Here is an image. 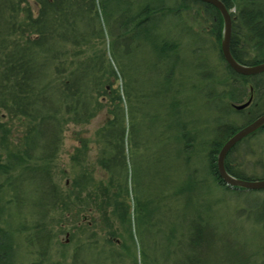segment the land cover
Returning a JSON list of instances; mask_svg holds the SVG:
<instances>
[{
  "label": "trees",
  "instance_id": "obj_1",
  "mask_svg": "<svg viewBox=\"0 0 264 264\" xmlns=\"http://www.w3.org/2000/svg\"><path fill=\"white\" fill-rule=\"evenodd\" d=\"M33 1L36 12L28 0H0V264H48L51 235L38 218L44 217L48 208H65L70 199L69 193L62 195L57 189L50 167L62 141L63 126L69 123L86 125L103 111H106L107 118L95 133L99 151L96 162L110 177L108 187H104L105 195L95 197L97 208L104 216L110 211L117 222L128 225L130 234V206L126 199L132 190L140 196L145 194L146 199L143 201L138 199V195L135 197L133 210L136 228L140 230L143 239L144 234L148 235L150 227L156 228V234L163 244L159 242V258L154 256L149 259L152 255L142 251L143 261L134 260L133 264L200 263L203 260L199 255L200 248L207 245L205 242L208 239L213 240L214 233L206 231L207 225L199 216L198 219L191 218L189 225L183 227L189 211L187 201L185 205L174 204L171 208L164 200L163 204L159 200L165 197L161 183L163 168L160 151L157 150L154 156H147L143 152L144 155L138 158L136 149L127 147L131 141L129 125L125 122L128 113L121 92L115 85L119 80L118 73H123V76L125 72L126 75L131 74V67L128 68L124 62L137 50H147L168 70L166 76L160 73V79L157 78L167 93L166 88L170 85L174 71V65L171 64L178 60L179 43L177 39L156 35L155 29L166 17L173 18L176 26L173 30L178 31L179 26L181 33L185 31L193 45L191 53L194 54L199 49L197 47L204 43L203 35H210V39L217 45L226 74L223 80L232 82L217 83V86L227 87L225 93L213 96L210 91L206 99L212 101L211 105L216 103V107L218 99L227 100L229 109L224 108V113L230 112L231 108L233 112L241 114L240 117L246 122L241 127L222 123L217 130L212 129L214 137L207 145L206 154V173L212 182L207 178L197 180L193 178V173H189L173 193L175 197L179 193H188L191 206L197 193H203L204 189L210 192L213 184L217 189L242 192V189H231L222 183L217 175L215 161L227 138L264 113V73L243 76L225 64L219 46L221 16L215 7L198 0H164V3L159 0L158 5L151 0H142L139 11L134 14H128L126 7L127 3L133 2L131 0ZM221 1L232 18L230 52L233 58L248 66L264 62V0ZM185 20L189 24L186 25ZM102 25L108 27L107 35L111 38V44L107 45L116 61L117 71L108 62L105 47L86 54L85 47L93 40H100V44H104L106 35ZM134 84L128 82L124 85L125 95L131 94L133 98L130 99L135 100L137 96L144 98V95L132 92L136 90ZM249 94L252 101L248 107L243 110L232 107V104L244 103L243 99L249 97ZM174 99L178 100L176 97ZM175 104L179 105V101H175ZM173 106L174 103L170 104L171 108ZM132 110L131 105L128 110L130 117ZM176 121L173 125L178 127V135L174 138H177L178 144L184 145L174 150V160H178L181 153H184L186 166L196 150L191 145L193 137L185 131L186 125L180 126ZM170 126L169 123L167 128L170 129ZM262 134L264 127L242 140L228 153L225 168L229 174L244 180L264 179L245 177L235 169L231 161L236 150L248 147L249 140ZM172 150L170 147L166 151L168 156ZM145 157L157 159L155 165L158 167L159 180L156 181L160 187L157 183L156 190L150 193L147 188L145 192L141 180L144 177L143 169L152 167ZM131 161L133 167L129 166ZM129 175L135 184L132 190L127 185ZM90 181L89 174L82 172L74 178L73 185L75 188L83 187ZM138 183L140 188L136 189ZM111 189L115 192L106 197ZM157 192H160L159 199L155 196ZM206 209L202 206L197 213ZM181 210L183 215H180ZM176 216H180L179 223L175 221ZM29 217L32 225L25 222L29 221ZM166 217L168 224L160 228L159 218ZM156 224L157 227H153ZM22 238L28 241L26 246L30 247V257H38L28 263L19 261L22 257L19 254ZM83 252L87 257L74 253L69 264L108 263L106 257H109V253L106 254L104 248L94 245ZM26 255H29V251ZM251 263L249 259L247 264Z\"/></svg>",
  "mask_w": 264,
  "mask_h": 264
},
{
  "label": "rangeland",
  "instance_id": "obj_2",
  "mask_svg": "<svg viewBox=\"0 0 264 264\" xmlns=\"http://www.w3.org/2000/svg\"><path fill=\"white\" fill-rule=\"evenodd\" d=\"M131 1L133 2H126L128 14L137 13L142 0ZM151 1L155 5L160 4L159 0ZM161 1L165 2L164 0ZM28 2L33 11L36 12L34 1L28 0ZM166 5L169 6L170 3H166ZM172 19L166 17L155 29L156 35L177 39L179 43L178 60L171 64L174 65V71L171 74L170 85H167L166 88L167 93L165 94V87L159 83L157 78L160 79V73L166 76L168 70L157 59L155 60L147 50H137L130 59L124 62L128 68L131 67V74L126 75L125 72L123 76V73H121L122 75L118 73L119 80L115 85L121 92L124 107L128 113L125 122L127 126L129 125L131 141L128 142L127 147H130L131 150L136 149L138 158L144 154L154 156L157 150L160 151L163 168L161 183L165 190L163 191L165 197L159 199L158 194L160 192H157L155 196L162 201V204L164 200L167 206L169 205L171 208L174 204L176 206L185 205L187 201L189 211L186 214L187 217L184 216L186 218L183 227L189 225L191 218L198 219L201 217L207 225L206 231L209 234H211L210 232L214 233L213 240L208 239L205 242L207 245L200 248L199 255L203 260L197 264H247L249 259L252 261L251 264H262L264 260V190L234 193L217 189L213 184L210 192H206L204 189L202 190L203 193H197L198 195L192 200V206L188 203V193H185L186 195L179 193L176 197L173 195L176 188L182 185L189 173H193L195 175L193 178L197 180L207 178L210 182V176L206 173V154L207 145L214 137V130L212 129L217 130L219 126L223 125L222 123L241 127L246 120L240 117L241 114L233 112L231 108L230 112L224 113V108L229 109L227 100L218 99L216 101L218 106L216 107V103L211 105L212 101L206 99L210 91L213 96H220L221 92L225 93L227 87L217 86V83L232 82L231 80L227 81V79L223 80L226 76L224 67L219 59L218 47L210 39V35H203L204 43L199 45L197 47L199 49L193 54L191 53L193 49L191 41L187 38L185 31L182 30L181 33L179 30L181 27L177 26L178 31L173 30V27L176 26ZM185 21L186 25L189 24V21ZM102 27L106 35L103 40L104 44H100V40H93L85 47L86 54L100 47H105L106 58L117 71L116 61L107 45L111 44V38L107 35L108 27L107 25H102ZM123 67L122 69L126 71ZM128 82L135 83L136 90H132V92L136 91L138 95L145 97L137 96L135 100L130 99L131 94L126 96L124 85H127ZM250 95L249 97L246 96L243 101L247 102L251 98ZM164 96L167 98L164 99ZM175 97L178 100H175ZM175 101H179V105H176ZM173 103L174 106L171 108L170 104L173 105ZM131 105L133 110L130 117L128 110ZM219 108L223 111H219ZM106 118L107 113L103 111L86 125L69 123L63 126L62 141L50 167L57 189L61 191L62 195L69 193L70 199L65 208H48V213L44 217L38 218L39 223L44 224L51 235L47 254L48 264H69L74 253H80L82 257H87L83 251L87 247L92 248L94 245L104 248L106 254L109 253V257H106L107 264L111 262L112 264H133L134 260L142 262V251L147 255H152L149 259L154 256L159 258L158 250L161 248L159 242L161 241L163 244V241L158 238L156 228L150 227L149 236L144 234V239L140 230L136 228L135 210H133L136 205L135 197L138 195V199L143 201L146 199V195L135 194L137 191L132 190L133 187L135 188V184L131 181L130 175L127 185L132 190V194H129L126 201L130 206L128 217L131 220V224H129L131 236L128 233V225H121L117 222L110 211L104 216L96 206L98 201L95 197L105 195L104 187H108L110 177L96 162L99 151L95 142V133ZM175 121L176 123L179 122L180 126L185 124V131L188 136L193 137L191 145L196 151L190 156V163H186V166L184 165V158L186 157L184 153L178 155V160H174V150H178L184 145L183 143L178 144L179 141L174 138L176 134L178 135V127L173 125ZM169 123L171 124L170 129L167 128ZM161 135L163 137H160ZM247 146L234 152L231 156L232 164L245 177L257 179L264 177V134L249 140ZM170 147L173 150L168 156L166 151ZM143 152L144 154H142ZM133 156H135V152ZM144 159L150 162L152 166L143 169L144 177H141L145 192L147 188L150 193L152 190H156L158 183L156 181L159 178V175L157 176L158 167L155 165L157 159H152V157H145ZM129 166L133 167L132 161ZM82 172L89 174L91 181L83 187L75 188L73 180ZM158 186L160 187V183ZM139 188L138 183L136 189ZM112 192L115 190L111 189L106 197L111 196ZM177 201L178 204H176ZM202 206L207 209L197 213ZM182 210L180 215H183ZM166 216L168 217V215ZM167 217L159 218L161 223L159 222L158 225L161 224L160 228L168 224ZM176 217L173 222L175 220L179 223L180 216ZM30 218L29 221H25L28 222V225L33 224ZM154 219L156 221V217ZM153 227H157V224ZM22 240L19 251L22 257L19 259L17 256L19 261L28 263L33 261L35 257L38 258L37 256L30 257V247L26 246L28 241L24 238ZM27 251H29L28 256L26 255ZM153 252L154 254H152Z\"/></svg>",
  "mask_w": 264,
  "mask_h": 264
},
{
  "label": "water",
  "instance_id": "obj_3",
  "mask_svg": "<svg viewBox=\"0 0 264 264\" xmlns=\"http://www.w3.org/2000/svg\"><path fill=\"white\" fill-rule=\"evenodd\" d=\"M215 7L222 19V33L220 39V52L225 64L235 73L243 76H254L264 73V62L257 65H244L237 62L230 52V40L232 33V18L221 0H198ZM251 102V98L242 105H234L235 110H243ZM264 127V113L251 123L235 132L221 147L216 158L217 175L224 185L231 189H242L245 191L264 190V179L244 180L229 174L225 168V158L230 150L243 139Z\"/></svg>",
  "mask_w": 264,
  "mask_h": 264
},
{
  "label": "bare ground",
  "instance_id": "obj_4",
  "mask_svg": "<svg viewBox=\"0 0 264 264\" xmlns=\"http://www.w3.org/2000/svg\"><path fill=\"white\" fill-rule=\"evenodd\" d=\"M229 138H230V137H229ZM229 138H227L226 141H227ZM226 141H225V142H226ZM225 142H224V143H225ZM239 143H240V142H239ZM237 144H238V143H237ZM237 144H236V145H237ZM236 145H235V146H236ZM235 146H234V147H235ZM234 147H233V148H234ZM233 148H232V149H233ZM232 149H231V150H232ZM231 150H230V151H231ZM258 180H259V179H258ZM261 191H263V190H261Z\"/></svg>",
  "mask_w": 264,
  "mask_h": 264
},
{
  "label": "flooded vegetation",
  "instance_id": "obj_5",
  "mask_svg": "<svg viewBox=\"0 0 264 264\" xmlns=\"http://www.w3.org/2000/svg\"><path fill=\"white\" fill-rule=\"evenodd\" d=\"M252 101V100H251ZM232 107H233V105H232Z\"/></svg>",
  "mask_w": 264,
  "mask_h": 264
}]
</instances>
